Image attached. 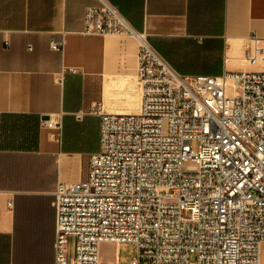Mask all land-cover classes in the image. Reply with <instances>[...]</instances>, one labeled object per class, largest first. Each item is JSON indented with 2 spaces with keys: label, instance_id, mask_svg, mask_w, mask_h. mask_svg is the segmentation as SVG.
Wrapping results in <instances>:
<instances>
[{
  "label": "built area",
  "instance_id": "2783aa9c",
  "mask_svg": "<svg viewBox=\"0 0 264 264\" xmlns=\"http://www.w3.org/2000/svg\"><path fill=\"white\" fill-rule=\"evenodd\" d=\"M99 1L86 8L83 33L138 40L142 101L135 113L91 111L101 118L100 150L87 180L55 191V264H106L100 245L128 242L131 264H260L264 38L252 37L254 71L184 76ZM51 46L63 51L64 41Z\"/></svg>",
  "mask_w": 264,
  "mask_h": 264
},
{
  "label": "crops",
  "instance_id": "0c3cea01",
  "mask_svg": "<svg viewBox=\"0 0 264 264\" xmlns=\"http://www.w3.org/2000/svg\"><path fill=\"white\" fill-rule=\"evenodd\" d=\"M106 1L184 76L260 66L248 56L252 37L264 38V0ZM99 3L0 0V264H55V191L87 180L100 150L101 118L91 111H139L138 40L83 33L86 8ZM120 245L102 243V262L119 264L101 248Z\"/></svg>",
  "mask_w": 264,
  "mask_h": 264
},
{
  "label": "rangeland",
  "instance_id": "374dc122",
  "mask_svg": "<svg viewBox=\"0 0 264 264\" xmlns=\"http://www.w3.org/2000/svg\"><path fill=\"white\" fill-rule=\"evenodd\" d=\"M102 253L111 259H115L116 255L119 256V264H131L132 258L136 254V245L134 243H122L118 249L116 248H101ZM191 260H195V255H191Z\"/></svg>",
  "mask_w": 264,
  "mask_h": 264
},
{
  "label": "water",
  "instance_id": "95a60500",
  "mask_svg": "<svg viewBox=\"0 0 264 264\" xmlns=\"http://www.w3.org/2000/svg\"><path fill=\"white\" fill-rule=\"evenodd\" d=\"M45 119H47V116H46V118Z\"/></svg>",
  "mask_w": 264,
  "mask_h": 264
}]
</instances>
